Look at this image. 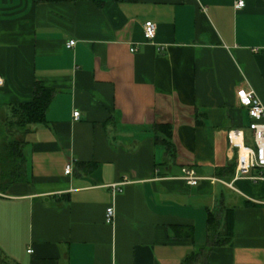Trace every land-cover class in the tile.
Listing matches in <instances>:
<instances>
[{
	"label": "crops",
	"instance_id": "obj_1",
	"mask_svg": "<svg viewBox=\"0 0 264 264\" xmlns=\"http://www.w3.org/2000/svg\"><path fill=\"white\" fill-rule=\"evenodd\" d=\"M236 1L0 0V154L2 123L37 84L55 91L46 124L7 135L25 180L0 160V264H264V182L206 180L235 177L230 131L252 140L237 91L264 106V0ZM211 216L230 243L210 247Z\"/></svg>",
	"mask_w": 264,
	"mask_h": 264
},
{
	"label": "built area",
	"instance_id": "obj_2",
	"mask_svg": "<svg viewBox=\"0 0 264 264\" xmlns=\"http://www.w3.org/2000/svg\"><path fill=\"white\" fill-rule=\"evenodd\" d=\"M245 7L244 0H237L235 8L242 10ZM157 25L152 21H147L144 24V37L147 41H153L156 37ZM75 41H70L67 44L68 48L74 47ZM165 47H160L159 52H163ZM136 49H131L135 52ZM4 85V79L0 77V87ZM238 103L242 109H245L250 117V124L248 130L252 133V142L247 141L246 134L242 130H232L228 133L230 145L237 150L238 163L236 168L235 177L231 182H226L222 179H206L197 175L193 168L183 167L181 170V179L189 186H197L202 180H208L211 183L221 182L229 188L234 189L235 181L239 179H246L255 184L264 182V106L252 90L241 88L236 93ZM75 121L80 118V112L73 113ZM65 173L70 175L73 173L72 166L66 167ZM124 184V183H123ZM115 184L111 188L113 194L121 192V185ZM5 195L0 193V197ZM115 220L114 207H109L106 210L105 222L112 225ZM32 251L29 250L28 253Z\"/></svg>",
	"mask_w": 264,
	"mask_h": 264
},
{
	"label": "trees",
	"instance_id": "obj_3",
	"mask_svg": "<svg viewBox=\"0 0 264 264\" xmlns=\"http://www.w3.org/2000/svg\"><path fill=\"white\" fill-rule=\"evenodd\" d=\"M37 3H65L74 2L76 0H35ZM133 1V0H132ZM55 91L52 88L36 85L34 98L32 102L21 105L17 112L16 118L18 119L17 126L22 130L33 125L46 124L47 110L54 98ZM157 129L165 131V137L162 139L167 147L168 153L171 157H175V148L171 141L172 131L170 126H158ZM0 160H4L7 164L5 172L9 174L10 182H22L25 180V159L22 151V143L17 140H8L3 145V150L0 154ZM4 172V173H5ZM209 231H210V247L215 248L230 243L233 236V222L227 219V230L224 237L221 239L219 233V222L217 219L209 218ZM194 258V257H193ZM192 259V258H191Z\"/></svg>",
	"mask_w": 264,
	"mask_h": 264
},
{
	"label": "rangeland",
	"instance_id": "obj_4",
	"mask_svg": "<svg viewBox=\"0 0 264 264\" xmlns=\"http://www.w3.org/2000/svg\"><path fill=\"white\" fill-rule=\"evenodd\" d=\"M17 122H18V119L15 117L13 120L8 121L7 123H2L3 128H4V130H3V133H4L3 137L4 138H2V140L6 139V142L8 140H13L12 138H8L7 137L8 133L12 134V133H14L16 131H18V132L21 131V129L17 126ZM247 135H248V138L251 140V137H250L251 135L249 133ZM250 143H251V146H252L253 145L252 140L250 141Z\"/></svg>",
	"mask_w": 264,
	"mask_h": 264
}]
</instances>
